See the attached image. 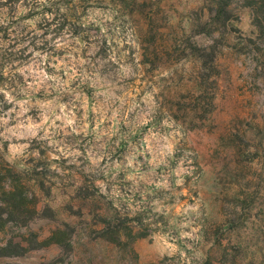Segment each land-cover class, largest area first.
I'll list each match as a JSON object with an SVG mask.
<instances>
[{
  "label": "rangeland",
  "instance_id": "374dc122",
  "mask_svg": "<svg viewBox=\"0 0 264 264\" xmlns=\"http://www.w3.org/2000/svg\"><path fill=\"white\" fill-rule=\"evenodd\" d=\"M47 2L0 10V264H264V0Z\"/></svg>",
  "mask_w": 264,
  "mask_h": 264
},
{
  "label": "trees",
  "instance_id": "16d2710c",
  "mask_svg": "<svg viewBox=\"0 0 264 264\" xmlns=\"http://www.w3.org/2000/svg\"><path fill=\"white\" fill-rule=\"evenodd\" d=\"M22 2L25 9H27L28 11L34 10L31 14L27 13V18L37 14L36 12L39 10L40 12H42V15L45 16V3H49L47 2V0H0V10L5 7L9 8V6H11L12 4L14 5L13 8H15L19 3ZM0 30L6 33L7 27L0 26ZM2 44V38L0 37V60L3 61L6 56V50L4 49ZM22 46L23 45L21 42L15 41V43H13V45L10 47V51L14 50V53L15 51H20ZM3 74L4 69L0 68V76H2ZM19 185L21 184L19 183ZM22 188L24 189V185L18 186L13 183L1 185V194H3L4 196H1L0 194V215L7 214L14 219H21L26 210L25 198L22 195L24 191L22 190ZM1 224L2 223H0V229L2 230L3 225ZM17 226L20 227L21 225ZM25 240L27 241V243L33 242V238H28ZM25 250H28L27 245H25L24 241H22L21 239L14 240L13 238H7L0 241V257L13 255L18 256L23 254Z\"/></svg>",
  "mask_w": 264,
  "mask_h": 264
}]
</instances>
